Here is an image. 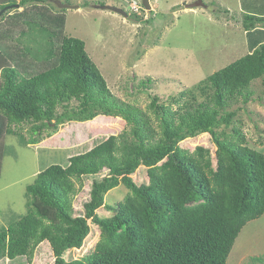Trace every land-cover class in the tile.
<instances>
[{"label": "trees", "instance_id": "1", "mask_svg": "<svg viewBox=\"0 0 264 264\" xmlns=\"http://www.w3.org/2000/svg\"><path fill=\"white\" fill-rule=\"evenodd\" d=\"M47 1L0 0V10L24 7L0 17V140L16 133L12 123L25 121L34 123V134L53 122L100 114L123 118L127 128L37 174L26 188V212L0 229V259L31 261L48 241L53 264H226L242 228L264 214V153L248 144L235 119L241 107L232 109L252 100L253 83L264 78V31L258 29L264 16L242 13L251 45L244 56L169 101L153 95L145 109L112 93L85 41L66 33V9ZM92 2L98 3L82 6ZM201 133L217 147L216 164L208 147L192 151L180 144ZM141 166L148 183L133 178ZM105 170L78 213L73 202L84 178ZM121 184L129 193L107 203V193ZM101 207L112 214L100 215ZM91 224L100 229L93 251L67 259V251L83 246Z\"/></svg>", "mask_w": 264, "mask_h": 264}, {"label": "rangeland", "instance_id": "2", "mask_svg": "<svg viewBox=\"0 0 264 264\" xmlns=\"http://www.w3.org/2000/svg\"><path fill=\"white\" fill-rule=\"evenodd\" d=\"M85 1L70 0L79 7L66 8V33L85 41L88 54L114 95L145 109L153 95L169 101L171 96L194 86L251 48L249 33L246 34L242 25L240 0H203L206 6L194 8L186 4L195 0H150L152 10H146L142 0H130L131 4L125 0H89L98 3L83 7ZM47 3L62 9L56 0ZM107 4L124 8L129 15L100 6ZM135 4L142 6L140 14L132 8ZM147 78L152 83L148 88L141 87L140 82ZM252 88L253 99L232 109L241 107L235 119L241 124L248 144L264 153V78L256 80ZM2 120L9 126L7 118ZM33 125L32 121L12 123L10 127L16 133H5L0 140V146L5 149L0 173V229L26 212V188L41 170L54 163L67 165L70 156L85 152L127 128L123 118L103 114L84 122L70 121L58 126L53 122L36 134L31 129ZM231 128H226L227 133H231ZM34 137L39 142H30ZM180 144L192 151L199 145L208 147L216 164L217 147L209 133L187 138ZM106 173L105 170L84 178L73 202L78 213L84 212L93 181L102 179ZM133 178L138 184L148 183L147 168L139 167ZM128 193L129 189L121 184L107 193L106 201L115 204ZM98 213L112 214L105 207L99 208ZM99 239V227L91 224V233L83 246L70 249L65 257L73 259L89 254ZM253 257L264 259V214L242 228L226 264H264ZM53 263L48 241L37 247L31 261L26 256L0 259V264Z\"/></svg>", "mask_w": 264, "mask_h": 264}, {"label": "water", "instance_id": "3", "mask_svg": "<svg viewBox=\"0 0 264 264\" xmlns=\"http://www.w3.org/2000/svg\"><path fill=\"white\" fill-rule=\"evenodd\" d=\"M56 4L61 7V8H78L79 5H72L71 3L68 2H63L62 0H56ZM142 4L145 7L146 10H152V5L150 0H142ZM12 6H16L18 7V5H9L7 7H4L3 9L0 10V16L8 9L12 8ZM103 8H108L110 10H114L117 11L118 13H121L124 16H128L129 14L124 10V8H121L119 6H115V5H100ZM187 7L189 8H194V7H198V6H206L203 2V0H195L191 3L186 4Z\"/></svg>", "mask_w": 264, "mask_h": 264}, {"label": "crops", "instance_id": "4", "mask_svg": "<svg viewBox=\"0 0 264 264\" xmlns=\"http://www.w3.org/2000/svg\"><path fill=\"white\" fill-rule=\"evenodd\" d=\"M125 2H130V0H125ZM121 6L125 7L120 3ZM240 7H241V12H246L254 15H260L264 16V0H240ZM258 29H262L264 31V25L258 27ZM255 30V29H254ZM252 30V31H254ZM246 34L248 32L245 30ZM250 49H248V52Z\"/></svg>", "mask_w": 264, "mask_h": 264}, {"label": "built area", "instance_id": "5", "mask_svg": "<svg viewBox=\"0 0 264 264\" xmlns=\"http://www.w3.org/2000/svg\"><path fill=\"white\" fill-rule=\"evenodd\" d=\"M137 13H141V10H140V8H142V6H139V5H137V4H135L133 7H132Z\"/></svg>", "mask_w": 264, "mask_h": 264}, {"label": "clouds", "instance_id": "6", "mask_svg": "<svg viewBox=\"0 0 264 264\" xmlns=\"http://www.w3.org/2000/svg\"><path fill=\"white\" fill-rule=\"evenodd\" d=\"M144 7V6H143ZM145 8V7H144Z\"/></svg>", "mask_w": 264, "mask_h": 264}]
</instances>
